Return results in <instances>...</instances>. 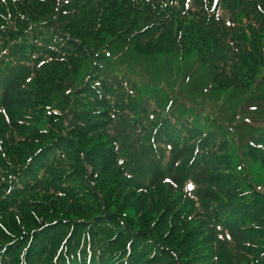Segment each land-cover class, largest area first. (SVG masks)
I'll return each mask as SVG.
<instances>
[{"label":"trees","instance_id":"trees-1","mask_svg":"<svg viewBox=\"0 0 264 264\" xmlns=\"http://www.w3.org/2000/svg\"><path fill=\"white\" fill-rule=\"evenodd\" d=\"M75 1L0 0V264H264V0Z\"/></svg>","mask_w":264,"mask_h":264},{"label":"rangeland","instance_id":"rangeland-1","mask_svg":"<svg viewBox=\"0 0 264 264\" xmlns=\"http://www.w3.org/2000/svg\"><path fill=\"white\" fill-rule=\"evenodd\" d=\"M69 1H70L69 4L72 5L73 8L78 5V3L75 0H69ZM42 10H44L45 12L49 11V7H47V6L42 7ZM121 18H122V20H124V16H122ZM44 28H45V31H48L47 26H45ZM115 43H117V42H114L112 45H110L111 49L110 48L108 49V53H110V54H108L103 49L107 44L106 45L103 44L100 46L102 52L101 51H98V52L101 55V59L99 58V61L102 65V67H107L113 73H114V71H116L115 74H118L119 76L128 75V76L136 79L139 84L142 83L143 86L145 87V90H141L142 91V93H141L142 97H149V98L153 99L154 101H157L158 98L161 99L160 94L163 90H156L157 89L156 86H158V84L162 85V79L165 78L164 75H167V74L164 73L163 70H161V69H155L150 74H147L142 69H139V68L132 70V69H128V68L122 66L120 64L121 61L119 63L118 59H117L121 52L116 48V46H114ZM112 50H114L113 53H111ZM114 54H116V55H114ZM122 56H124V54H120V57H121L120 60H123ZM150 58L154 59V57H150ZM150 58H136V60L140 61V62H144L145 60L146 61H152V59H150ZM83 62H84V64H82L81 70L79 69V71H82V74L84 73L86 68H89V66L87 64V59L84 58ZM165 66H166V64H162L163 69L165 68ZM163 73H164V75L162 78ZM211 96H213L212 99H221L222 98V99H224L223 101H225L228 95L226 96V94L218 93L216 90L209 91L208 93L205 94V97L207 99H209ZM236 96L237 95H233V96L230 95V97L226 100L225 105H224V107L226 109L227 108L234 109V108H238L240 106V104L242 102H236V99H235ZM204 105H209V103L207 101H205ZM18 114H19V112H18ZM18 114H16V115H18ZM251 169L254 172V176H255L254 178H252V180L255 181L256 187L262 193H264V171L261 170L258 167V164L254 163V162L251 166ZM90 171L91 170H89V172Z\"/></svg>","mask_w":264,"mask_h":264}]
</instances>
